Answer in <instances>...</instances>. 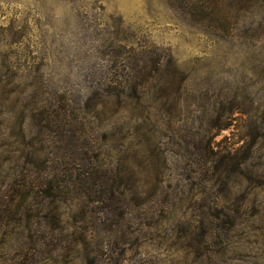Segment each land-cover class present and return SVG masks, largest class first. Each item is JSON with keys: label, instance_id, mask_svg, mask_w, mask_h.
<instances>
[{"label": "rangeland", "instance_id": "rangeland-1", "mask_svg": "<svg viewBox=\"0 0 264 264\" xmlns=\"http://www.w3.org/2000/svg\"><path fill=\"white\" fill-rule=\"evenodd\" d=\"M0 264H264V0H0Z\"/></svg>", "mask_w": 264, "mask_h": 264}]
</instances>
